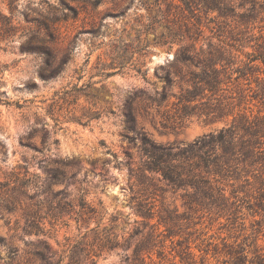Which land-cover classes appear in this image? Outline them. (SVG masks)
I'll use <instances>...</instances> for the list:
<instances>
[{
	"label": "rangeland",
	"instance_id": "1",
	"mask_svg": "<svg viewBox=\"0 0 264 264\" xmlns=\"http://www.w3.org/2000/svg\"><path fill=\"white\" fill-rule=\"evenodd\" d=\"M95 1L16 0L12 8L0 0V11L19 26L13 42L0 43V264H45L36 255L42 240L63 256L70 243H94L100 252L96 264H132L140 241L143 256L149 260L150 253L157 264H225L198 249L223 238L247 236L252 250L255 244L264 247V219L250 215L264 212V189L254 177L262 170L240 165L220 178L226 198L211 203L203 197L199 204L194 188L140 168L145 140L178 150L228 127L234 117L258 116L264 126V72L248 70L238 80L235 74L206 98L213 106L222 102L216 117L198 109L183 115L174 66L178 46L153 44L163 20L154 30L146 27L152 15L161 18L156 0ZM220 1L237 15L202 10L200 42L206 52L232 54L244 67L248 54H264V0H255L257 12H249L253 0ZM138 42L149 45L145 56L131 54ZM128 48L130 59L122 67L118 55ZM34 175L37 182L31 183ZM145 208L155 212L152 220L138 213ZM30 212L43 216L45 234L25 233ZM218 212L244 214L232 223ZM160 215L174 218L180 234L164 248L146 236V224L157 223ZM254 219H263L262 231ZM105 227L121 242L129 238L125 246L99 250L97 236ZM135 229L140 232L130 237ZM80 262H86L84 255Z\"/></svg>",
	"mask_w": 264,
	"mask_h": 264
},
{
	"label": "trees",
	"instance_id": "2",
	"mask_svg": "<svg viewBox=\"0 0 264 264\" xmlns=\"http://www.w3.org/2000/svg\"><path fill=\"white\" fill-rule=\"evenodd\" d=\"M9 1L10 7L13 8L16 0ZM95 2L100 3L101 0ZM155 3L158 6L161 18L159 20L157 15H152L149 18L151 22L146 24V27L154 30L156 24L163 20L164 30L155 36L153 44L162 47L168 46L169 50H172L174 45L178 46L174 57V66L177 69L176 75L179 76L178 83L181 93L177 98L178 103L182 105L183 115L194 114V110L197 111L198 109L199 114L204 113L208 117H216L223 109L222 102L213 106L208 104V99L204 100L216 95L221 90V85L231 82L235 74H238L235 76V79L238 80L246 76L249 73L248 70L261 68L264 72V54H248V62L245 63L244 67H241L233 61L234 56L232 54L225 56L224 53L216 54L213 51L206 52L204 50V46L200 42L203 33L201 12L203 10L208 14L217 11L219 16L223 17L237 15L234 13V8L225 2L223 3L220 0H179V2L176 0H156ZM257 4L258 2L253 0L249 12H257ZM240 7H243V4H240ZM238 16L248 17L246 13H239ZM18 32L19 26L14 20L0 11V43L13 42ZM211 46L209 44L208 47L211 48ZM148 47V44L138 42L136 46H133L134 50L130 51L131 54L139 53L142 57L146 55L144 50ZM130 51L129 48L124 49L123 53L118 55V58L122 59V62H120L122 67L125 66L126 59H130L127 56ZM258 61L262 66L254 64ZM234 65L237 66L232 68ZM222 75L224 78H222ZM166 99L167 96L162 95V100ZM261 137H264V126L258 116L253 119L247 115H242L239 119L234 117L233 122L228 127H223L217 133H211L186 148L173 150L170 146L158 145L145 140L143 146V157L145 159L140 168L144 172L158 174L175 186L194 188L198 193L199 200L196 202L199 204L205 203L204 198H208L211 203H214L216 197L226 198L225 189L219 185L220 178L232 176L231 173L240 165H243L244 168L247 165L255 166L257 167L255 170H262V173L253 175L254 177H260L261 188L264 189V148L262 147L264 142L260 141ZM53 176L57 177L56 175ZM32 178L34 180L30 182L36 183L38 176L34 175ZM249 179L247 177L245 180ZM237 193L238 190L232 192L233 195H237ZM140 211L138 213L144 218L152 220L155 217V212H152L151 208L140 209ZM218 213L219 217L233 220L232 223H235L244 214L243 212ZM259 214L264 219V212H250V215L254 217ZM26 216L28 228L25 229V233L31 234L35 231V234L39 235L44 232L42 226L43 216H40L39 212H30ZM175 217L177 220L180 218L179 214ZM262 220L254 219V223H252V225H258V232L262 231L260 226ZM176 223L177 221L171 216L160 215L157 223L150 224L149 221L146 224L150 228L146 236L152 238L156 246L161 243L164 248L168 239L173 242V239L180 235L179 232L173 229ZM161 225L165 226V230H160ZM241 227L246 229L244 222L241 223ZM139 232L135 229L130 237ZM97 237L98 249L102 251L123 247L129 239L126 238L121 242L119 235L107 231L106 227L101 236ZM247 239V236L242 241L239 238H235L233 241L223 238L220 243L208 242L206 246L203 248L199 246L198 249L204 255L212 253L215 257L222 258L225 264H264V247L255 244V248L252 250V243L248 244ZM41 244L42 249L37 251L36 255L45 264H62L66 257L69 259L66 264H96V258L100 255L94 243L91 244L84 240L70 243L64 256L59 255L58 251L46 240H42ZM142 246L141 241L136 245L133 251L132 264H157L150 259L151 254L149 252H147L149 253V260L143 256L145 248ZM163 248L158 251L160 255H164ZM189 248V245L185 248L182 247L180 252L187 254ZM44 251H48L50 255L47 256ZM82 255L85 257V263L80 262Z\"/></svg>",
	"mask_w": 264,
	"mask_h": 264
}]
</instances>
